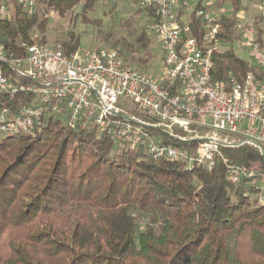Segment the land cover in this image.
Wrapping results in <instances>:
<instances>
[{
  "label": "trees",
  "instance_id": "obj_1",
  "mask_svg": "<svg viewBox=\"0 0 264 264\" xmlns=\"http://www.w3.org/2000/svg\"><path fill=\"white\" fill-rule=\"evenodd\" d=\"M12 1L10 16L0 20V42L14 53L22 43L47 44L51 13L99 25L88 15L98 0H34L31 11ZM243 1L215 2L230 8L217 18V39L233 43ZM190 23L197 34L199 19L192 14ZM118 27L122 36L104 35L102 43L125 66L147 69L153 57L147 27L127 19ZM79 44L69 31L54 46L69 54ZM212 62L211 78L228 83L253 69L231 49ZM23 98L0 103L14 109ZM162 141L185 145L165 134ZM220 147L243 168H251L250 158L263 159L246 144ZM257 192L248 179L229 182L220 161L211 170L182 169L139 150L113 149L93 130L44 114L31 131L0 137V264H264V200Z\"/></svg>",
  "mask_w": 264,
  "mask_h": 264
},
{
  "label": "built area",
  "instance_id": "obj_2",
  "mask_svg": "<svg viewBox=\"0 0 264 264\" xmlns=\"http://www.w3.org/2000/svg\"><path fill=\"white\" fill-rule=\"evenodd\" d=\"M11 1L0 0V20L10 16ZM14 1L29 11L35 6L34 0ZM216 1L134 0L153 13L148 30L163 56L155 75L125 66L106 47L78 46L65 54L60 45L22 43L14 53L0 42V97H24L14 109L0 103V137L29 132L41 115H55L71 128L106 137L116 150H139L182 169L211 170L220 161L229 182L248 179L263 201L264 170L233 163L220 146L246 144L264 160V30H254L240 12L234 25L253 69L232 83L213 80L212 57L220 52ZM188 9L199 19L197 34L183 19ZM255 9L264 24V0ZM155 134L185 145L164 143Z\"/></svg>",
  "mask_w": 264,
  "mask_h": 264
},
{
  "label": "rangeland",
  "instance_id": "obj_3",
  "mask_svg": "<svg viewBox=\"0 0 264 264\" xmlns=\"http://www.w3.org/2000/svg\"><path fill=\"white\" fill-rule=\"evenodd\" d=\"M12 2L15 3L14 0ZM256 4L257 1H243L245 9L242 10L241 13L242 20L251 25L254 30H259L261 31V33H263L264 24L260 19L258 13L256 12ZM137 9H143L144 11L142 10L137 14L135 12ZM221 9L223 10L221 11ZM229 9V4L227 3H222L220 5L216 4L214 7V12L218 14L217 18H220L221 15H228L230 13ZM77 10H79V8H77ZM192 14L194 15L193 9H188L187 11H185L183 19L190 21V19L192 18ZM88 15L90 20L99 21V25L94 26L91 24H83L81 22V19H79L78 17L77 19L74 17L61 19L55 14L51 13L49 15V24L46 32L47 44L54 45L60 43V41L64 38V34L70 31L75 35L80 36L79 47L81 48L88 46L108 48L109 46L102 43V36L108 35L116 36L118 38L122 36L121 34H119L122 33V31L119 30L118 27V24L122 19L130 20L131 26L133 25V27L143 25L144 27H147V29L148 24L151 21V16L148 15V11H146V9L144 8L139 7L134 2V0H98L96 2L95 9ZM117 31H119L118 34L116 33ZM149 35L152 39L151 51L153 57L152 59H150L147 69L143 70L142 72L155 75L160 71L163 56L158 40L150 31ZM218 40V47L220 52L231 49L232 52H234L238 57L247 60L250 64V55L248 52L247 44L244 40H241L237 31L233 43L222 39ZM63 121L64 120L62 119V122ZM153 136H155L157 139H162L161 135L159 134H155ZM232 137L234 139H238L237 136L233 135ZM113 149L116 148H114L113 146ZM263 164L264 160L260 159L259 157L250 158L248 161V165L258 172L263 170Z\"/></svg>",
  "mask_w": 264,
  "mask_h": 264
},
{
  "label": "water",
  "instance_id": "obj_4",
  "mask_svg": "<svg viewBox=\"0 0 264 264\" xmlns=\"http://www.w3.org/2000/svg\"><path fill=\"white\" fill-rule=\"evenodd\" d=\"M125 116V115H124ZM177 139V138H176ZM179 140V139H178Z\"/></svg>",
  "mask_w": 264,
  "mask_h": 264
}]
</instances>
